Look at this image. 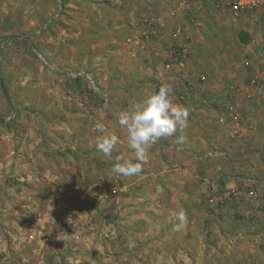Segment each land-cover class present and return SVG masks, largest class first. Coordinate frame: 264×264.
<instances>
[{"label": "rangeland", "instance_id": "374dc122", "mask_svg": "<svg viewBox=\"0 0 264 264\" xmlns=\"http://www.w3.org/2000/svg\"><path fill=\"white\" fill-rule=\"evenodd\" d=\"M232 1L0 0L27 40L0 43V264H166L245 203L220 195L264 163V0Z\"/></svg>", "mask_w": 264, "mask_h": 264}, {"label": "crops", "instance_id": "0c3cea01", "mask_svg": "<svg viewBox=\"0 0 264 264\" xmlns=\"http://www.w3.org/2000/svg\"><path fill=\"white\" fill-rule=\"evenodd\" d=\"M256 158L264 159V143H261L259 149L256 150ZM251 160L250 166L249 164L245 166L250 167L253 174L245 178L244 185L246 188L255 189L257 195L251 197L244 194L245 203L234 201L237 202L236 209H213L210 212L212 215L209 217L207 231L209 233L211 231L214 237L208 238L204 241L205 243L201 240L202 236L197 238L198 246L195 253H187V248L184 247L190 242L187 238V231L192 230L193 227L201 231L202 225L204 226L203 221L196 222L192 227L187 223H181L179 226L176 224V231H180V234L177 237H165L162 240L170 245H182L180 253L173 254V252L163 258L160 256L155 258L164 259L166 264H188V262L194 264H264V163L254 168L251 167ZM258 168L260 169L259 174ZM237 178V175L227 178L228 184L226 185L229 187L226 188L237 187L235 184L240 179ZM199 210L200 214H208L205 209H198V212ZM159 241L161 240H155V244Z\"/></svg>", "mask_w": 264, "mask_h": 264}, {"label": "trees", "instance_id": "16d2710c", "mask_svg": "<svg viewBox=\"0 0 264 264\" xmlns=\"http://www.w3.org/2000/svg\"><path fill=\"white\" fill-rule=\"evenodd\" d=\"M239 38L242 41H247L248 34L246 32H240ZM8 41L9 42H12L13 44L15 42H19V41H21L23 43L24 42L25 43L27 42L26 38L19 37V36H5V37H2V39H0V43H2V42H8ZM32 54L36 57V54L34 52ZM85 80L86 79H85L84 75L77 76V77H71V76H66L65 75V79H64V81L62 83L63 84V88L67 92H69V91H71L73 89L83 90V84L86 83ZM1 89H2V91L5 94V89H4L3 85H1Z\"/></svg>", "mask_w": 264, "mask_h": 264}, {"label": "built area", "instance_id": "2783aa9c", "mask_svg": "<svg viewBox=\"0 0 264 264\" xmlns=\"http://www.w3.org/2000/svg\"><path fill=\"white\" fill-rule=\"evenodd\" d=\"M251 4H254V0L250 1ZM246 3L242 2V0H233L232 1V6L235 9H238L242 6H245ZM247 194L251 197H255L257 195V191L255 189H249V190H241L238 187H231V188H227L225 189L222 194L220 195V197L225 198L228 197L229 195L231 196H240V195H244Z\"/></svg>", "mask_w": 264, "mask_h": 264}]
</instances>
